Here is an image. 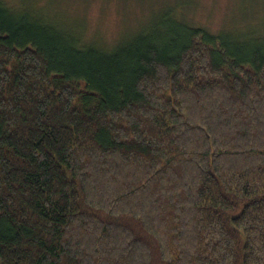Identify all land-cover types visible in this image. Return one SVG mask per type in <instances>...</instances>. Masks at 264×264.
Returning a JSON list of instances; mask_svg holds the SVG:
<instances>
[{"label": "trees", "instance_id": "trees-1", "mask_svg": "<svg viewBox=\"0 0 264 264\" xmlns=\"http://www.w3.org/2000/svg\"><path fill=\"white\" fill-rule=\"evenodd\" d=\"M183 4L0 0V264H264V37Z\"/></svg>", "mask_w": 264, "mask_h": 264}, {"label": "rangeland", "instance_id": "rangeland-1", "mask_svg": "<svg viewBox=\"0 0 264 264\" xmlns=\"http://www.w3.org/2000/svg\"><path fill=\"white\" fill-rule=\"evenodd\" d=\"M179 2H184L181 8L187 19L211 32H230L238 39L247 38L249 33L264 37V0H63L68 11L82 18L77 25L82 28L86 23V33L102 32L108 42L116 36L128 38L148 25L162 13L157 6Z\"/></svg>", "mask_w": 264, "mask_h": 264}]
</instances>
